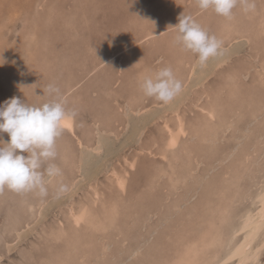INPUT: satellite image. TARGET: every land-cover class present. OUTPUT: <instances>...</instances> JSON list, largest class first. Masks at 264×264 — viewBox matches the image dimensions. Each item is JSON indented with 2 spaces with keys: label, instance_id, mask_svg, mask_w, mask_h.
Here are the masks:
<instances>
[{
  "label": "rangeland",
  "instance_id": "1",
  "mask_svg": "<svg viewBox=\"0 0 264 264\" xmlns=\"http://www.w3.org/2000/svg\"><path fill=\"white\" fill-rule=\"evenodd\" d=\"M251 2V10L238 4L225 18L195 0H0V106L12 97L47 102L53 97L44 89L54 83L75 112L73 130L57 139L62 175L45 176L47 195L0 193V264L58 259L69 236L52 232L68 228L67 215L81 203L93 200L99 209L96 194L117 201L119 212L116 228L85 231L94 249L88 264H170L211 227L216 240L199 252L200 262L234 263L264 198V0ZM181 15L221 41L203 66L174 43L170 27ZM165 66H173L186 96L177 113L168 108L181 95L163 104L139 87L142 70ZM165 121L176 138L171 148ZM60 184L66 192L58 193ZM262 240L264 219L251 248ZM243 264H264V243Z\"/></svg>",
  "mask_w": 264,
  "mask_h": 264
},
{
  "label": "clouds",
  "instance_id": "2",
  "mask_svg": "<svg viewBox=\"0 0 264 264\" xmlns=\"http://www.w3.org/2000/svg\"><path fill=\"white\" fill-rule=\"evenodd\" d=\"M195 3L200 10H211L225 18H231L238 4L245 11L255 7L251 0H195ZM170 28L176 32L174 43L195 55L201 66L221 48V41L209 35L191 16L181 15L178 24ZM4 62L0 58V65ZM139 87L144 96L163 104L172 102L183 90L182 82L168 66L145 75ZM44 93L53 98L35 105L12 97L0 106V133L9 137L7 142L0 141V193L7 189L18 194L37 192L44 197L47 195L45 176L51 181L62 175L54 163L56 143L75 112L66 110L60 89L54 83L48 84ZM66 191L67 185L60 184L58 193Z\"/></svg>",
  "mask_w": 264,
  "mask_h": 264
},
{
  "label": "bare ground",
  "instance_id": "3",
  "mask_svg": "<svg viewBox=\"0 0 264 264\" xmlns=\"http://www.w3.org/2000/svg\"><path fill=\"white\" fill-rule=\"evenodd\" d=\"M36 6V5H35ZM178 23V22H177ZM264 28V27H263ZM153 31V30H152ZM157 31H154V33ZM153 34L148 33L147 35H151ZM160 34V33H159ZM153 36V35H152ZM156 36V35H155ZM154 37V36H153ZM148 38V37H147ZM151 38V36H150ZM232 40V39H231ZM29 44V43H28ZM125 47V46H124ZM234 52V51H233ZM7 54V53H6ZM117 55V54H116ZM7 56V55H5ZM15 56V55H14ZM29 57V56H28ZM230 56H225L223 58H220L218 61H216L213 66H212V70L210 69L208 73H206L202 80H200L197 84L202 83V81L204 79H206L207 77L211 76V74L215 71L216 68L223 66L229 59ZM18 58V57H17ZM5 60V59H4ZM136 62H138V59H135ZM5 63V62H4ZM13 63V62H12ZM158 63V62H157ZM172 64V63H170ZM174 65V64H173ZM195 66V65H193ZM192 66V68H193ZM159 67V66H158ZM173 68V66H172ZM211 68V67H210ZM194 69V68H193ZM192 71V70H191ZM190 71V72H191ZM154 70L150 69V68H145V70L141 71L140 74V78L142 79L145 75H149V74H153ZM231 80V78H229ZM239 79V78H238ZM4 81V80H3ZM184 81V80H183ZM185 83V82H184ZM238 84V83H237ZM183 92V91H182ZM186 92V91H184ZM181 95V94H180ZM202 98V97H201ZM179 99V98H178ZM186 99V96L182 97L181 95V99L177 100L176 104L174 105H170L171 107L168 109H171L173 112L177 113L178 108L180 106V104ZM173 104V102H172ZM166 110V109H165ZM137 111V110H136ZM211 115L212 112L208 111ZM164 113V112H163ZM207 113V112H206ZM162 115V114H161ZM161 115H158V117H161ZM163 116V115H162ZM129 123V122H128ZM149 123V122H148ZM165 126L168 130V135L166 137V146L168 148H171L175 142H176V138L175 135L173 134L170 126L168 125L167 121H165ZM178 129L179 131H183V124L182 122L179 120L178 121ZM202 126V125H201ZM145 127V126H144ZM144 127L139 131L138 134H142ZM200 127V126H199ZM186 129V128H185ZM67 130L72 131L73 130V120L70 122L69 126L67 127ZM137 130V129H136ZM69 131V132H70ZM99 148V145H97ZM97 148V147H96ZM97 150V149H96ZM175 151V150H174ZM119 152V151H118ZM178 152V151H177ZM108 159V158H107ZM132 165V164H131ZM130 165V166H131ZM81 168V167H80ZM114 175L117 177L116 179V183L118 188H122L123 183L121 180L120 175L116 172V170H112ZM92 179V178H91ZM121 190V189H120ZM122 191V190H121ZM99 193V192H98ZM264 195V194H263ZM94 200H99L100 202V208L96 209L94 207V202L93 200L91 202H89L88 204H82L80 205L79 209H77V211H72L70 210L69 215H67V219L70 223V226L68 228H64L60 226H57L56 229H54V231L52 232L53 235L55 236V238H59V239H64L67 235L68 238L66 240H68V242H66V245L64 247L63 250V255H59L56 256L58 259L56 260H50L51 264H88V262L90 261V256H92L94 253L92 250L93 248V244H92V240L89 238L92 237H88L87 240L86 238H84V235L87 234L85 233V231H93L94 234L101 231L104 232L106 231V229L108 228H116V218L119 212V205L117 203V201L112 200V201H105V200H101L100 196L98 194H96V197ZM261 208H259V214L257 217V221L255 226L253 227L252 231L249 233V235L244 238H241L242 240L240 242L241 245L239 246V248L234 249V255H236V259H234V263L233 264H243L245 262H247V260H251L257 257V254L260 250V248L262 247L264 240L258 242L253 248H251V242L254 239V236L257 232L258 229H260L261 225H262V221L264 219V198L261 200ZM260 202V201H259ZM204 208V207H203ZM220 210V209H219ZM208 211V210H207ZM212 213V212H211ZM254 213V212H253ZM34 215V214H33ZM256 215V214H255ZM43 216V215H42ZM219 216V215H218ZM208 220V218H206ZM205 219V220H206ZM222 219V218H221ZM250 215H248L244 221V223H248L250 221ZM253 219V218H252ZM255 219V218H254ZM256 220V219H255ZM204 221V220H203ZM253 221V220H252ZM68 223V224H69ZM219 223V222H218ZM195 224V223H194ZM211 224V222H210ZM209 225V224H208ZM65 226V225H64ZM220 226V225H219ZM218 226V227H219ZM216 227V226H214ZM244 227V226H243ZM242 227V228H243ZM248 227V226H247ZM176 228V227H175ZM241 228V229H242ZM200 229V228H199ZM219 229V228H218ZM216 230V229H215ZM215 230H213V228L211 227V229H208L207 231L202 232L197 238H195L194 240L187 242L185 245V250L183 252H180L179 254H177V256L173 259L172 263L170 264H202V262H200L199 260V252L201 250H203L204 248H206L209 244L215 242ZM202 231V230H201ZM219 231V230H218ZM217 233V232H216ZM241 233V232H240ZM107 234V233H106ZM197 234V232L195 233ZM194 234V235H195ZM247 235V232H246ZM53 236V237H54ZM88 236V235H87ZM193 237V236H192ZM111 239V238H110ZM103 240V239H102ZM220 240V239H219ZM18 241V240H17ZM96 241V240H93ZM219 242V241H218ZM101 243V242H100ZM217 243V242H216ZM83 247L84 249L82 250V252L79 253V249ZM105 245V244H104ZM213 245V244H212ZM103 246V245H102ZM101 246V248H102ZM211 247V246H210ZM75 249V250H74ZM230 249V248H229ZM9 250V249H8ZM72 250H74L75 252H77V254L75 255V259H73V263H71L70 259L68 258L67 254L69 252H71ZM78 250V251H76ZM104 250V249H103ZM102 250V251H103ZM99 251V250H98ZM95 252V251H94ZM106 252V251H104ZM229 252V251H228ZM102 252H100L101 254ZM65 254V255H64ZM104 254V253H102ZM99 254H97L98 256ZM107 255V254H105ZM104 255V256H105ZM108 256V255H107ZM50 257V256H49ZM222 257V256H221ZM99 258V257H98ZM228 258H233V257H229ZM105 259V258H104ZM49 261V260H48ZM220 263V262H219ZM94 264V263H93Z\"/></svg>",
  "mask_w": 264,
  "mask_h": 264
}]
</instances>
